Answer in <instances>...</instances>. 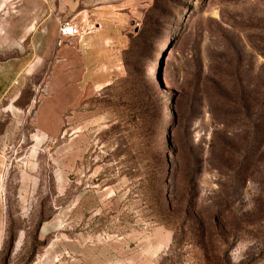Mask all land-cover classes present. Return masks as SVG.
I'll return each mask as SVG.
<instances>
[{
	"label": "rangeland",
	"instance_id": "obj_1",
	"mask_svg": "<svg viewBox=\"0 0 264 264\" xmlns=\"http://www.w3.org/2000/svg\"><path fill=\"white\" fill-rule=\"evenodd\" d=\"M138 1L124 36L111 30L98 66L94 57L87 71L76 61L75 76L59 79L68 82L57 85L69 91L64 100L45 102L53 63L28 74L33 62H0V76L27 66L6 77L15 84L0 100V264H264V0H182L175 23L163 20L153 74L164 80L173 121L159 143L170 148L169 202L92 182L103 169L91 170L89 151L106 123L92 99L123 73L130 36L157 2ZM19 49L32 58V47Z\"/></svg>",
	"mask_w": 264,
	"mask_h": 264
},
{
	"label": "trees",
	"instance_id": "obj_2",
	"mask_svg": "<svg viewBox=\"0 0 264 264\" xmlns=\"http://www.w3.org/2000/svg\"><path fill=\"white\" fill-rule=\"evenodd\" d=\"M181 1L157 0L143 27L130 36L123 52V73L92 99L93 110L106 117L89 151L91 170L103 169L92 182L107 179L105 185L125 183L144 191L130 199L152 197L160 206L169 202L164 171L170 167V148L159 143L173 121L163 107L164 80L153 72L159 69V46L168 34L163 20L167 17L175 23L173 17L181 13ZM164 215L161 212L156 216Z\"/></svg>",
	"mask_w": 264,
	"mask_h": 264
},
{
	"label": "crops",
	"instance_id": "obj_3",
	"mask_svg": "<svg viewBox=\"0 0 264 264\" xmlns=\"http://www.w3.org/2000/svg\"><path fill=\"white\" fill-rule=\"evenodd\" d=\"M138 0H0V62L11 67L14 63L30 61L33 69L28 74L39 72L42 64L53 63L49 74V85L45 102H56L57 98L64 100L68 89L57 87L59 84H67L65 80L75 76V62L84 64V70L89 69V60L100 57L103 61L106 56L105 45L112 42L111 30L124 36L127 27L133 23L139 11ZM78 21L86 27H93V31L86 35L84 45L76 40H60V27L64 22ZM119 37V36H118ZM77 42V49L73 43ZM32 47V58L27 60L25 51L18 53L20 47ZM17 50L18 54L4 56ZM56 63V64H55ZM13 67V66H12ZM47 67V66H46ZM27 66L18 70L17 75L11 72L0 76V100L5 99L15 83L5 84L6 77H19ZM11 72V73H10ZM31 76V75H30ZM54 79V80H53ZM54 81V82H53ZM110 82L105 83L104 86ZM66 87V86H65ZM14 95L11 104L20 99V95ZM15 105V104H14ZM7 107L8 109H10ZM6 158L0 150V254L6 238V213L3 193L5 189L4 170Z\"/></svg>",
	"mask_w": 264,
	"mask_h": 264
},
{
	"label": "built area",
	"instance_id": "obj_4",
	"mask_svg": "<svg viewBox=\"0 0 264 264\" xmlns=\"http://www.w3.org/2000/svg\"><path fill=\"white\" fill-rule=\"evenodd\" d=\"M93 31V27H86L78 21L64 22L60 27V40L82 42L84 37Z\"/></svg>",
	"mask_w": 264,
	"mask_h": 264
}]
</instances>
